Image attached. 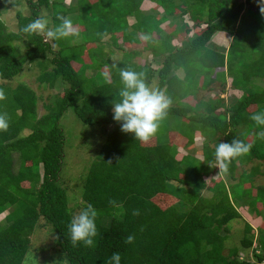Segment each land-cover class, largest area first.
<instances>
[{
  "label": "trees",
  "instance_id": "trees-1",
  "mask_svg": "<svg viewBox=\"0 0 264 264\" xmlns=\"http://www.w3.org/2000/svg\"><path fill=\"white\" fill-rule=\"evenodd\" d=\"M146 3L155 7L145 10ZM11 5H25L30 14L17 12L18 31L9 30L0 15V81H4L0 92L5 97L0 100V114L9 120V128L0 131V215L7 212L5 222H0V264H23L31 236L40 226L55 232L67 264H110L117 252L121 264H264V227L254 241L253 226L244 218L264 216V184L255 180L264 175V139L258 136L264 128L250 119L264 111V86L259 85L264 80V4L76 0L66 6L64 0H13ZM43 10L51 15L52 27L61 23L60 17L72 15L68 19L81 28L83 40L70 45L63 38L51 39V44L44 35L25 33L23 28L43 17ZM186 15L201 29L194 33L195 27L182 23ZM174 20L182 24L171 28L168 24ZM220 32L231 38L224 50L213 43ZM118 34L127 44H138L147 35V50L154 61L162 58V62L154 68L135 61L138 52H125L113 63L104 40L110 37L116 44ZM184 34L191 36L181 38ZM177 37L182 39L180 46L173 44ZM85 54L89 63L84 62ZM26 62L39 68L40 85L62 88L49 97L42 115L40 98L31 86L6 83L23 71ZM72 62L80 68L76 70ZM121 69L143 72L150 86L158 78L156 88L172 100L166 116L174 119L179 138H185L191 149L195 133L206 137L198 151L202 158L191 153L179 158L178 149L168 142L157 143L151 137L141 141L121 131L112 112V101L119 99L123 87ZM88 70L95 74L87 76ZM225 72L231 90L240 96H232L228 104L221 96L194 105L187 102L218 80L225 84ZM69 109L85 124L112 126L76 205L83 210L92 204L97 211V236L91 247L73 244L69 232L75 213L62 181L66 137L60 123ZM233 138L252 144V149L234 158L225 179L211 186L207 177L219 168L216 145ZM157 196L177 201L162 208L154 200ZM108 217L109 224H104ZM241 218L246 221L241 249L226 252L229 225ZM129 235L134 237L132 243L125 242ZM251 248L256 260L240 257L241 250Z\"/></svg>",
  "mask_w": 264,
  "mask_h": 264
},
{
  "label": "rangeland",
  "instance_id": "rangeland-1",
  "mask_svg": "<svg viewBox=\"0 0 264 264\" xmlns=\"http://www.w3.org/2000/svg\"><path fill=\"white\" fill-rule=\"evenodd\" d=\"M13 0H0V15L1 18L4 20L6 25L8 26L9 30L11 31H18V19H17V12L21 10L25 15L30 14V10L25 5H19V6H13L11 5V2ZM93 1V0H92ZM260 3L264 4V0H257ZM76 3V0H64V4L66 6L73 5ZM155 6L153 4L146 3L143 6V9L145 10H151ZM42 16L46 17L50 20V27H52V18L51 15L48 14L46 10L42 11ZM73 16H68V18H72ZM135 21L134 17H129V22L133 23ZM188 23L189 27H195V22H193L189 15L185 16V21L182 22L185 24ZM174 23L178 26L182 24L181 22H178L177 20H174L172 23L168 24L171 28H173ZM175 26V25H174ZM179 27V26H178ZM78 31L77 36H69L68 38H63L66 42H68L70 45L77 44L78 42H81L83 40L81 32L79 31L80 27H75ZM204 28V27H203ZM201 28H194V33L197 30H200ZM187 38L191 35L184 34L181 36ZM117 43L114 44L113 40L110 37L105 38L104 40V47L105 51L111 55L112 62L119 61L122 59L123 54L125 52H138L137 57L135 58V61L141 63V64H151L154 68H157L159 64L162 62V58L158 61L153 60V56L149 50H147V42L146 40H143L141 38V42L138 44H127L123 39L122 35H117ZM50 40V43L53 44V42ZM231 38L227 36V40L225 37H219V35H216L213 38V43L219 46H222L221 48L227 49L228 48V42L230 43ZM182 42V39L175 38L173 40V44L180 46ZM57 48V47H55ZM54 55L50 54V57ZM84 62L89 63L90 60L88 56L84 55ZM73 67L77 70L80 68V64L76 62H72ZM225 70V69H223ZM40 73L39 68L35 64L31 63H24V69L23 71L16 76L15 78L11 79L8 83L9 85L15 87L19 83H27L29 86H31L38 94L39 96V114L42 115L46 113L45 104L47 103L50 96L55 94L56 92H59L62 88H55L50 89L48 86L40 85V83L37 80V77ZM176 73L179 76L183 75V72L181 70H176ZM94 70H88L87 76L94 75ZM219 74H223L222 72H219ZM225 75V81L224 84L222 80H218L217 82L213 83L209 88L207 89H200L197 93V95L194 98H189L187 102H190L191 104H196L197 102H200L202 100H210V99H216L215 96L219 97L224 92V98L225 102L228 104L231 102L232 96H240L241 92L232 89L229 86V83L231 82V78L224 73ZM4 81H0V83H3ZM158 85V78H155L152 87L156 88ZM259 85L264 86V80L260 81ZM222 97V96H221ZM223 111V109H221ZM61 126L63 127L65 131V144H64V151H65V157H64V167L62 169V181L65 184L67 188V195L69 199V203L71 208L73 209L75 215H78L81 209L79 207H76L77 203L81 202V195L79 192L83 189V182L86 179V175L88 173L89 167L92 163V161L97 157L99 154V151L103 145V143L107 139V134L109 130L112 128V126H109V128H105L102 125H89L83 123L75 114V112L72 109H69L65 112L63 117L60 120ZM28 131L25 130L24 133H27ZM178 133V134H177ZM180 133L178 132V126L176 125L174 119L171 116H166L163 120L159 123L158 131L155 135L151 137V139L154 140V142L160 143L162 142H168L171 145H174L178 149V157L181 158L184 154L191 153L196 155L198 158H202V155L198 154V151L202 148L203 142L205 141V136L195 133V145L190 149L189 144H187V140L185 138H179ZM156 137V139H155ZM156 140V141H155ZM248 140H252V137H249ZM212 142V141H210ZM214 143H211V146H213ZM262 170L264 171V165H262ZM224 170L214 171L212 175L207 177V181L209 185H213V182L215 180L219 179H225ZM256 184H264V175L256 178ZM206 196H210L211 192L205 191ZM156 203L160 205L162 208H167L171 204H174L177 200L175 198H165L164 196H157L155 199ZM263 215H264V209H262ZM248 212V211H247ZM7 212H4L0 215V222H5V216ZM74 215V216H75ZM244 218L250 222L253 226V230L251 234L253 233L255 236L254 241H257L258 235H259V229L262 225L264 227V216H254V219L249 218L247 215L244 216ZM237 219L233 221L229 225V240L227 241V250L229 248H240L241 249V239L244 236V228H245V219ZM104 224H109L111 217L104 218ZM56 242V234L53 232L51 227L47 226H40L36 229L34 234L31 236V249L28 252V254L25 257L23 264H67V260L64 261L63 252L61 251L59 245ZM255 250H258L256 247V244L254 245ZM254 248L248 249V250H241L239 255L242 258H249L251 260H256V257L254 255Z\"/></svg>",
  "mask_w": 264,
  "mask_h": 264
},
{
  "label": "clouds",
  "instance_id": "clouds-1",
  "mask_svg": "<svg viewBox=\"0 0 264 264\" xmlns=\"http://www.w3.org/2000/svg\"><path fill=\"white\" fill-rule=\"evenodd\" d=\"M59 19L61 23L58 26L50 27L48 18L39 17L28 23L23 31L55 40L78 35L70 19L64 17ZM142 39L148 40L149 37L145 35ZM120 78L123 87L119 90V99L112 101L113 120L119 123L122 132L132 133L135 139L147 141L158 131L159 123L168 114L172 100L163 90L150 86L143 72L121 69ZM4 98V93L0 92V100ZM250 119L257 126L264 128V111L252 114ZM8 128V117L0 114V131H6ZM258 136L264 139V131H260ZM251 149L252 144L240 139L233 138L231 142L221 140L215 149L216 166L219 170L223 169L227 172L234 158L250 153ZM133 214H138V211L134 210ZM96 217V209L92 204H88L71 219L69 232L73 244L82 242L85 246H94V237L97 236ZM133 240L134 237L129 235L125 242L132 243ZM110 264H121V256L118 252L112 254Z\"/></svg>",
  "mask_w": 264,
  "mask_h": 264
},
{
  "label": "crops",
  "instance_id": "crops-1",
  "mask_svg": "<svg viewBox=\"0 0 264 264\" xmlns=\"http://www.w3.org/2000/svg\"><path fill=\"white\" fill-rule=\"evenodd\" d=\"M217 35H219V37L221 36V37H225L226 38V40H227V35L226 34H223L222 32H220V33H217ZM216 36V35H215ZM214 36V37H215ZM230 42H231V40H230ZM228 44H230L229 42H228ZM228 47H229V45H228ZM217 82V81H216ZM215 83V82H214ZM213 84V83H212ZM227 84V83H226ZM229 86H230V83H229ZM224 92L221 94V96L222 97H224ZM216 97V96H215Z\"/></svg>",
  "mask_w": 264,
  "mask_h": 264
}]
</instances>
